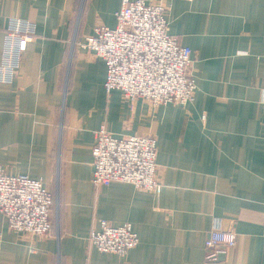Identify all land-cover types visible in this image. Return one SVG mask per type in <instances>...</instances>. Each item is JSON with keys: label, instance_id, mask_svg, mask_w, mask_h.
Listing matches in <instances>:
<instances>
[{"label": "crops", "instance_id": "0c3cea01", "mask_svg": "<svg viewBox=\"0 0 264 264\" xmlns=\"http://www.w3.org/2000/svg\"><path fill=\"white\" fill-rule=\"evenodd\" d=\"M166 4L196 89L184 105L153 107L107 92L103 59L78 45L95 25L115 27L119 0H0L1 73L10 21L34 27L0 80V166L41 180L57 207L46 235L11 230L0 213V264H264V0ZM101 124L155 138L159 192L92 184ZM101 219L130 223L138 244L123 256L98 251L88 236ZM214 227L236 243L208 262Z\"/></svg>", "mask_w": 264, "mask_h": 264}, {"label": "built area", "instance_id": "2783aa9c", "mask_svg": "<svg viewBox=\"0 0 264 264\" xmlns=\"http://www.w3.org/2000/svg\"><path fill=\"white\" fill-rule=\"evenodd\" d=\"M116 25H95L93 33L78 43L92 51L106 66L104 88L119 90L127 101L142 98L153 107L165 103L186 104L194 97L196 84L191 74V49L168 33L166 0H119ZM31 22L12 19L5 37L4 64L10 80L18 54L33 34ZM10 57V61H9ZM156 140L152 135L118 137L101 124L94 132L91 147L94 186L113 181L132 184L142 191L159 192L162 182L156 163ZM54 199L39 179L26 174H8L0 166V213L11 230L46 235L52 229ZM88 240L98 251L125 255L138 244L130 223L111 225L101 219ZM236 243L232 230L214 227L204 240V258L218 261Z\"/></svg>", "mask_w": 264, "mask_h": 264}, {"label": "rangeland", "instance_id": "374dc122", "mask_svg": "<svg viewBox=\"0 0 264 264\" xmlns=\"http://www.w3.org/2000/svg\"><path fill=\"white\" fill-rule=\"evenodd\" d=\"M56 210H57V207L56 205H54V207L52 208V212L54 211V215L56 214Z\"/></svg>", "mask_w": 264, "mask_h": 264}]
</instances>
